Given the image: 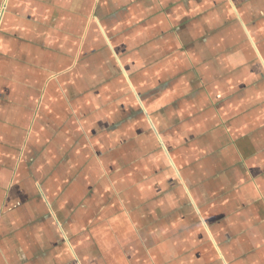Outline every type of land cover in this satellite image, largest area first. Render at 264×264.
Instances as JSON below:
<instances>
[{
  "label": "crops",
  "instance_id": "crops-1",
  "mask_svg": "<svg viewBox=\"0 0 264 264\" xmlns=\"http://www.w3.org/2000/svg\"><path fill=\"white\" fill-rule=\"evenodd\" d=\"M0 13V264H264V0Z\"/></svg>",
  "mask_w": 264,
  "mask_h": 264
},
{
  "label": "built area",
  "instance_id": "built-area-1",
  "mask_svg": "<svg viewBox=\"0 0 264 264\" xmlns=\"http://www.w3.org/2000/svg\"><path fill=\"white\" fill-rule=\"evenodd\" d=\"M1 26H2V14L0 13V30H1Z\"/></svg>",
  "mask_w": 264,
  "mask_h": 264
}]
</instances>
